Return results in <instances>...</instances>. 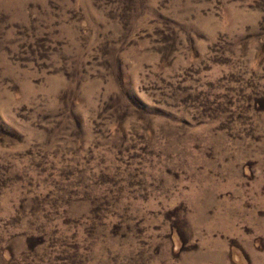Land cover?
Instances as JSON below:
<instances>
[{
    "label": "rangeland",
    "instance_id": "1",
    "mask_svg": "<svg viewBox=\"0 0 264 264\" xmlns=\"http://www.w3.org/2000/svg\"><path fill=\"white\" fill-rule=\"evenodd\" d=\"M0 264H264V0H0Z\"/></svg>",
    "mask_w": 264,
    "mask_h": 264
}]
</instances>
